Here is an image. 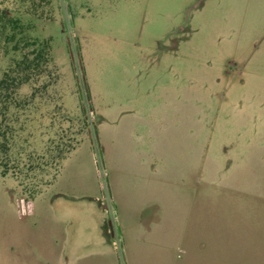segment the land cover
I'll return each instance as SVG.
<instances>
[{"label":"rangeland","instance_id":"obj_1","mask_svg":"<svg viewBox=\"0 0 264 264\" xmlns=\"http://www.w3.org/2000/svg\"><path fill=\"white\" fill-rule=\"evenodd\" d=\"M49 1L16 5L55 76L0 116V264H162L113 201L145 182L176 188V264H264V0Z\"/></svg>","mask_w":264,"mask_h":264},{"label":"trees","instance_id":"obj_2","mask_svg":"<svg viewBox=\"0 0 264 264\" xmlns=\"http://www.w3.org/2000/svg\"><path fill=\"white\" fill-rule=\"evenodd\" d=\"M49 2V0H0V56L12 55L11 64L0 78V116L4 119L10 109H19L23 104L31 102L29 99L22 100L19 96L24 86L36 85L46 78H50L49 81L54 80L50 43L32 39L29 35L32 26L29 23L25 24L22 18L16 16L19 11L16 5L20 4L22 14L42 19L45 17V7ZM52 84L54 83L43 82L42 87L37 86L31 99L35 97V92L41 91L42 88L46 90ZM4 123V120H1L0 139L3 137L4 140H0V151L8 149L7 134L3 130ZM5 165L0 157V166Z\"/></svg>","mask_w":264,"mask_h":264},{"label":"crops","instance_id":"obj_3","mask_svg":"<svg viewBox=\"0 0 264 264\" xmlns=\"http://www.w3.org/2000/svg\"><path fill=\"white\" fill-rule=\"evenodd\" d=\"M151 155L155 158V154ZM145 162L146 174L158 176L159 171L154 169L157 164ZM125 186L122 187L124 191L122 197L117 189L113 192V201L117 208L122 209L123 203L125 204L128 223L131 219V223L138 224L139 229L134 234L135 238L137 240L155 238L161 248L162 264H176V188H165L163 184V189L157 182L133 184L127 188ZM165 227L169 233L164 232L160 236ZM78 261L79 259L76 260L77 264Z\"/></svg>","mask_w":264,"mask_h":264}]
</instances>
